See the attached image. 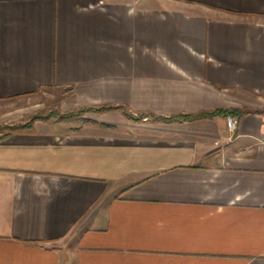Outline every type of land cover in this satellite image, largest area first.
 Returning a JSON list of instances; mask_svg holds the SVG:
<instances>
[{
    "label": "crops",
    "instance_id": "crops-1",
    "mask_svg": "<svg viewBox=\"0 0 264 264\" xmlns=\"http://www.w3.org/2000/svg\"><path fill=\"white\" fill-rule=\"evenodd\" d=\"M45 93L113 109L0 137V264H264V0H0V124Z\"/></svg>",
    "mask_w": 264,
    "mask_h": 264
},
{
    "label": "trees",
    "instance_id": "trees-1",
    "mask_svg": "<svg viewBox=\"0 0 264 264\" xmlns=\"http://www.w3.org/2000/svg\"><path fill=\"white\" fill-rule=\"evenodd\" d=\"M113 109L112 107H108V106H101V107H80L78 109H74L71 110L69 113L63 115V116H59L56 117L57 121H63V122H68L71 121V119H74L75 117H80L87 112H94V113H102L104 111ZM246 110H237V109H227V110H221V109H216L210 112H203V113H198L195 115H183V116H177V117H170V118H158V117H152V119L154 121H158V122H173V121H191V120H195V119H199V118H209V117H213L215 115L218 114H223L225 116H241L243 114H245ZM127 117L131 118L130 115H127ZM75 118V119H76ZM44 120L45 118L43 117H39V116H33L31 118H29L25 123L20 124V125H1L0 126V137L7 135L9 133L12 132H16V131H20V130H24V129H28L32 126V124L37 121V120Z\"/></svg>",
    "mask_w": 264,
    "mask_h": 264
},
{
    "label": "rangeland",
    "instance_id": "rangeland-1",
    "mask_svg": "<svg viewBox=\"0 0 264 264\" xmlns=\"http://www.w3.org/2000/svg\"><path fill=\"white\" fill-rule=\"evenodd\" d=\"M58 98H59L58 96H53L52 94L45 93L42 95V97L34 100V101L39 100V103L41 102L40 103L41 105L38 106L36 108V110H33L29 115L21 118V120L18 121L17 123H12V124L5 123V124H0V126L1 125H8V126L20 125V124L25 123L29 118H31L33 116L43 117V118H45L44 120H48L50 118L57 120L56 117L63 116V115H65L71 111V110L61 111L59 106H58ZM31 101L32 100H30V99H24V100H21L19 103L21 105H27L28 103H31ZM7 107H10V106H7ZM95 114H98V113L87 112V113H84L81 116V118L75 117L76 119L75 118L71 119V121H68L66 123H70V124H74V125H78V126L91 124L92 123L91 117H92V115H95Z\"/></svg>",
    "mask_w": 264,
    "mask_h": 264
},
{
    "label": "built area",
    "instance_id": "built-area-1",
    "mask_svg": "<svg viewBox=\"0 0 264 264\" xmlns=\"http://www.w3.org/2000/svg\"><path fill=\"white\" fill-rule=\"evenodd\" d=\"M145 120V119H143ZM226 128L228 132H233L235 129V119L232 116H226Z\"/></svg>",
    "mask_w": 264,
    "mask_h": 264
}]
</instances>
